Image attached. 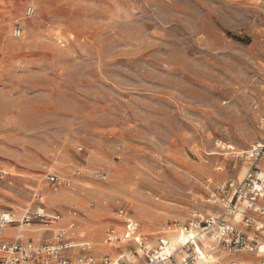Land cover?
Here are the masks:
<instances>
[{
    "label": "rangeland",
    "instance_id": "rangeland-1",
    "mask_svg": "<svg viewBox=\"0 0 264 264\" xmlns=\"http://www.w3.org/2000/svg\"><path fill=\"white\" fill-rule=\"evenodd\" d=\"M263 125L264 0H0V209L79 212L98 259L135 261L103 243L126 215L154 248L212 210Z\"/></svg>",
    "mask_w": 264,
    "mask_h": 264
},
{
    "label": "built area",
    "instance_id": "built-area-1",
    "mask_svg": "<svg viewBox=\"0 0 264 264\" xmlns=\"http://www.w3.org/2000/svg\"><path fill=\"white\" fill-rule=\"evenodd\" d=\"M33 13L34 9L29 8L28 15ZM14 35L20 37L21 30L16 28ZM245 153L241 157L250 162L249 171L242 179H228L214 186L206 201L212 210L194 214L181 228L183 237L177 249L171 239L176 228L168 227L170 233L167 235L171 236L159 238L157 245L149 248L148 239L140 235L139 223L119 209L121 217L126 215L124 230L109 229L103 243L111 248L132 244L133 249L128 253L135 261H129L124 252L117 257L104 255L98 259L93 255L90 243L85 241L79 212L70 211V221L65 226L63 214L51 213L43 207L28 210L21 219L0 209V264H178L177 254L183 251L185 256L180 257V263L188 264L196 261L194 248L197 244L202 246L204 239L233 257L231 264H247L246 259L237 258L243 253L256 257L250 264H264V177L257 168V163L264 158V143H258ZM216 171L223 172L224 169L217 166ZM99 177L105 180L104 175ZM48 182L57 187L72 188L70 182L54 174L48 176ZM14 229L20 230L12 236L8 230ZM40 229L51 234L44 243L29 236ZM75 249L80 252L74 254Z\"/></svg>",
    "mask_w": 264,
    "mask_h": 264
},
{
    "label": "bare ground",
    "instance_id": "bare-ground-1",
    "mask_svg": "<svg viewBox=\"0 0 264 264\" xmlns=\"http://www.w3.org/2000/svg\"><path fill=\"white\" fill-rule=\"evenodd\" d=\"M228 149H234V147L229 146ZM261 171L263 173H261V177H264V169L261 168ZM190 235H192V233H190ZM182 237L183 236L180 234L179 230L177 234L172 235V245L175 249L179 247ZM217 253L218 248L215 245H212L209 240L204 239L202 246L197 244L194 248V255L196 256L195 264H218L222 255H217ZM178 254H180V252Z\"/></svg>",
    "mask_w": 264,
    "mask_h": 264
},
{
    "label": "crops",
    "instance_id": "crops-1",
    "mask_svg": "<svg viewBox=\"0 0 264 264\" xmlns=\"http://www.w3.org/2000/svg\"><path fill=\"white\" fill-rule=\"evenodd\" d=\"M264 160V159H263ZM262 161V160H261ZM14 230H16V229H14ZM31 238L33 237L34 238V234H31V235H29ZM32 238V239H33ZM34 240V239H33ZM36 242H38V241H36Z\"/></svg>",
    "mask_w": 264,
    "mask_h": 264
}]
</instances>
